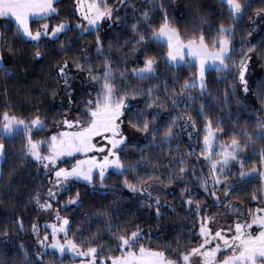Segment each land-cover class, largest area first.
Wrapping results in <instances>:
<instances>
[{"label": "snow or ice", "instance_id": "obj_1", "mask_svg": "<svg viewBox=\"0 0 264 264\" xmlns=\"http://www.w3.org/2000/svg\"><path fill=\"white\" fill-rule=\"evenodd\" d=\"M59 2L0 0V71L8 76L15 75L4 65L5 47L15 55L17 48L14 41L31 44L33 59L47 60L50 65H54L57 83L47 86L51 95L56 97L58 92L63 93L62 99L66 101L58 121L61 130L39 138L34 137L49 127L47 118L39 109L31 118L17 115L12 109L0 112V159L6 154L3 140L22 135L25 140L23 155L42 166L52 184L47 189L46 200H41L39 191L32 197L40 209L53 210V201L59 203V195L68 191L74 180L86 181L95 189L98 176L100 188L116 187L105 184L108 170L114 169L117 175L123 177L122 186L131 193L141 195L147 208L153 210L155 218L160 220L166 215L161 211L163 207H168L173 213L176 210L166 200L162 201L159 192L154 194L156 186L163 184L165 179L168 184L176 180L187 184L189 173L195 175L196 172L189 162L195 149L180 153L183 140L175 145L173 141L185 134L191 139L193 132L199 135L201 126L190 110L199 102V108L194 111L203 120L204 135L202 150L196 159L208 162V175L196 179L198 186L213 198V202L205 209V201L196 198L198 193L192 192L187 186L181 189L182 202L189 214L197 218L199 228V241L190 248H184L178 239L175 247L167 241L154 247L150 231L146 233L144 228L131 220L124 224L114 223L115 210L107 208L98 209L96 215L105 218L102 223L115 247L112 243H97L101 239L99 232L92 233L87 239H79L81 230L77 228L73 231L72 220L66 215L61 216L60 209L56 208V222L46 225V228H51L50 233L45 231L41 236L39 225H31L41 249L34 253L36 264H45L44 256L49 254L48 249L56 250L51 254L53 257L57 251L61 256L70 251L74 258H79L78 264H264V117L255 118L254 131L234 123V130L228 135L223 120L214 119L206 111L212 102H216L217 106L221 103L228 105L230 100L235 99L239 104L241 98L246 100L252 90L253 54L264 60V50H258L257 45L250 41L247 44L241 41L239 50L234 46L236 23L252 8L251 0H220L221 4L227 6L232 22L225 24L221 21L211 39L202 24L182 31L178 23L169 18L163 0H149V7L143 11L132 5L133 15L139 11L138 18L129 22L132 33L130 39L123 45L116 41L120 55L115 61L113 43L107 42L106 45L100 33L105 21L126 22L127 12L122 16L119 10L128 0H74L75 10L79 14L75 23L59 19ZM157 8L162 22L152 23ZM254 12L258 19L264 20V7H256ZM52 19L58 22H45L33 28L34 21ZM200 20L204 21L202 15ZM113 26L118 25L109 24V27ZM69 33H73V36L69 37ZM88 34L95 35L94 45L86 42L78 48V53L69 56L77 41ZM45 40L59 44L62 59H48L50 50L42 45ZM151 42L167 49L162 56L169 67H186L196 71L190 72L178 88L170 89L167 80L152 86L133 85V80L152 81L160 75V57L150 47ZM129 43L133 57L139 58L132 60L134 66L131 68L128 67V55L124 51ZM91 48L95 49V59L101 61L99 68L89 55ZM261 49H264V45ZM210 67L221 74L216 79L224 85L222 93L217 91L213 94L209 90L207 73ZM82 72L87 73L92 88L87 97L82 98V108H79L74 107L77 102L73 98L75 89L72 84ZM161 88L165 99L159 95ZM194 89H198L197 95H193ZM256 93L260 104L264 106V80L256 82ZM138 97L143 98L142 101L134 103ZM140 102L144 103L143 108L139 106ZM167 103H170L172 110L179 111H175V114L170 111V118L165 122L160 117ZM226 114L231 116V111ZM126 129L142 133V140L147 143L139 147L142 141L132 142ZM225 135H228L227 140L221 139ZM258 143L261 145L259 148L256 147ZM130 147L140 154L134 162L127 155ZM157 148L161 150V156L167 148L166 162L159 158L152 159L150 153ZM145 149L149 154H146ZM248 150L258 158V164L252 167L246 163ZM77 154L83 158L76 159L71 167L59 166L63 162L62 158L75 157ZM237 163L239 167L233 172L232 166ZM159 168H170L171 173L158 172ZM233 176L236 178L235 183L230 182ZM253 180L260 184L259 188L251 191V199L256 202V207L241 209L229 197L233 191ZM220 191H223V199ZM81 203L80 191L77 190L74 196L70 195L64 202V207ZM213 207H223L225 213L211 212ZM226 214H233L234 221L219 225L217 216L222 220ZM15 223L19 229H24L22 218ZM191 231L196 234L194 228ZM4 234L7 235V229ZM19 249L25 264H33L28 249L23 244Z\"/></svg>", "mask_w": 264, "mask_h": 264}, {"label": "trees", "instance_id": "obj_2", "mask_svg": "<svg viewBox=\"0 0 264 264\" xmlns=\"http://www.w3.org/2000/svg\"><path fill=\"white\" fill-rule=\"evenodd\" d=\"M165 7L167 8L169 18L177 22L181 30L186 28L191 30L201 24L206 29V34L209 39L215 36L216 29L221 21L225 24L231 23V18L227 13V6L221 4L220 0H163ZM252 8L248 9L244 17L236 23V32L234 36V46L239 50L241 47V41L251 42V44L257 45L258 50L264 45V20L258 19L255 15L254 9L256 7H264V0H251ZM143 11L149 7V0H128L125 6H122L119 10L120 15L126 16V22L120 24V22L108 21L104 24L101 30V36L105 38L107 42L113 43V50L115 52L114 61L116 57L120 55L119 45H123L126 40L130 39L131 28L129 22L138 18L139 11L133 15V7ZM59 8V19H68L72 23H75L78 16L75 14L74 0H60L57 4ZM204 17V21L200 20V16ZM155 19L152 23L162 22L160 10L153 13ZM255 21L258 22V28L254 30ZM50 22L55 24L57 19L51 21H34L33 28L39 24ZM253 22V29L251 24ZM109 24L118 26L109 27ZM141 26H144V22H141ZM210 29V30H209ZM14 32L15 29L13 28ZM251 31V35L249 32ZM11 35V33H9ZM69 37L73 36V33L68 34ZM63 39V36H61ZM119 41V45L116 44ZM95 43V35L88 34L85 38L77 41V44L68 53L72 56L78 53V48L85 43ZM17 48L15 55L7 51V47L4 49V65L15 72V75L8 76L4 72L0 71V112L7 109H12L15 114L31 118L33 114L37 112V109L41 111V114L47 118L49 127L43 132L39 133L34 138L40 136L50 135L55 127L58 126L60 114L63 110L66 101L62 99L63 93L57 94L56 97L51 95L48 90V85L56 84L57 81L54 78V65H50L47 60H35L31 57V44L25 45L23 41L16 40L13 42ZM43 47L50 50L48 59L59 60L62 59L59 55V44L49 43L47 40L42 41ZM150 47L156 50V54L160 57V75L158 79L152 81H138L133 80V85H148L162 84L163 81H169V88H178L185 79L189 77V73L196 71V69H190L186 67H169L168 63L163 59L162 53L167 49L161 45L151 42ZM131 43L124 49L128 55V67H133L132 60L139 59L133 57L130 51ZM89 55L92 57V62L96 64L97 68L101 66V61L95 59V49L91 48ZM236 55H239L237 51ZM253 61L255 72L251 79L252 90L248 94V98L245 100L241 98V103L237 104L235 99L230 100L228 105L222 103L217 106L216 102H212L210 107L206 111L213 116L214 119L223 120L225 131L228 135L234 130L233 124H238L240 127H248L249 131L255 130V124L253 121L256 117H264V106L260 104V101L256 93V82L264 80V60L260 59L258 55L253 54ZM122 62V61H121ZM73 70L74 66H73ZM80 76L86 75V72L79 73ZM209 90L215 94L217 91L223 92V83L217 81L216 77L221 75L220 73L209 70L208 73ZM92 85V84H91ZM198 94V89L193 90V95ZM159 95L162 99H165V93L161 88ZM73 98L76 100L74 107L82 108L81 94H75ZM143 98L138 97L137 101H142ZM248 105L247 108L244 105ZM139 106L143 108L145 105L143 102L139 103ZM183 108V105H181ZM199 108V102L192 106V114L196 116L197 123L201 126L199 135L193 132L192 140L187 139L186 134L173 141V145L180 143V153H184L194 148V155L190 158L189 162L191 166L196 169L195 175L189 173L186 178L187 184L182 180H176L172 184H168L165 179L161 187L166 189L165 200L168 205L175 208V212H171L168 207H163V211L166 215L157 220L153 214V210L147 208L143 202V198L131 195V192L122 186L123 177L115 173V171H109L108 178L105 180V184L116 187L100 188L99 177H96V188L84 182L73 181L68 191L62 192L58 199L59 203L54 205L60 209L61 216H68L72 220V230L76 231L79 228L82 232L79 239H87L92 233L99 232L101 237L97 243H112L109 234L105 231L102 221L104 217L96 215L98 209L107 208L109 210H115L113 213V222L116 224H124L126 221H133L144 228L145 232H151L152 245L159 246L164 242H169L175 247V241L178 239L184 248H190L196 246L199 241L198 236V224L197 218L190 215L186 210L187 206L182 202L181 189L185 186L189 187L192 192L198 193L197 199L205 201L204 208L208 209L212 204L213 198L204 193L203 189L198 186L197 177L208 175V162L204 160H197L196 157L202 150L203 142V120L194 109ZM179 110H172L170 103L165 104V108L161 110V120L165 122L170 117L169 112ZM231 111V116L227 115ZM74 114V113H73ZM228 135L221 137V139L227 140ZM6 145V154L0 163V261L3 264H25L23 255L20 252L19 246L23 244L28 249V253L36 264L37 258L34 253L40 251V247L37 245L34 236L32 234L31 225L37 222L40 215V210L36 203L32 200L35 192L41 193V200H45V193L48 186V177L44 175L40 169V166L32 159H28L23 155V146L25 143L22 135H17L15 138H5L3 140ZM147 141L142 140L138 145L143 147V144ZM257 148L261 147L258 143ZM146 154L148 150L145 149ZM128 158L133 162L139 159V153L135 148L128 149ZM153 160L162 159L167 161L168 153L165 148L163 156H161L160 149H153L150 153ZM247 166L252 167L254 164H258V158L251 154V150H248ZM74 158L62 162L60 167H69ZM239 167L238 163L232 166V171L235 172ZM201 169H203L201 171ZM158 172L169 174L170 168H159ZM163 179V177H162ZM236 178L230 177V182L235 183ZM260 184L257 180H253L252 183L245 185L242 188H238L232 192L229 199L239 205L243 209L248 207H256V202L251 199V191L255 188H259ZM80 191V199L83 203L79 205H70L67 208L63 207L64 202L68 197L74 196L76 191ZM220 195L223 199V191H220ZM226 203V202H225ZM223 207H213L211 212L221 213ZM119 217V219H117ZM23 219L24 229L21 230L16 226L15 221ZM195 229V233L191 229ZM5 229H7V235H5ZM71 235V234H70ZM148 243V241H144ZM48 255L44 256L45 264H70L71 260L66 256H60L56 254L53 257L51 251H48Z\"/></svg>", "mask_w": 264, "mask_h": 264}, {"label": "rangeland", "instance_id": "obj_3", "mask_svg": "<svg viewBox=\"0 0 264 264\" xmlns=\"http://www.w3.org/2000/svg\"><path fill=\"white\" fill-rule=\"evenodd\" d=\"M75 14L79 18V14H78V12H76V10H75ZM107 22L108 21H105L104 24H106ZM251 27L253 29V22L251 24ZM257 28H258V22L255 21L254 30L257 29ZM209 70H213V69H211V67H210ZM254 72H255V67H254V61H253L252 62V65H251V79L253 77ZM251 79H250V82H251ZM72 87H73V89H75V92H74L73 96L75 94H78V95L81 94V96H83L84 98H86L88 91H90L91 88H92V85L87 80V76L86 75H82V76L78 75L77 78L73 81ZM58 130H61V129H59L58 126H57V127H55L53 129L52 133L53 132H56ZM189 130H191V129H189ZM126 132L130 136V140L132 142H136L137 140H141L142 141V137H143V134L142 133H135L134 130H130V129H126ZM186 137H187V135H186ZM187 139H189V138L187 137ZM189 140H192V138L189 139ZM202 144H203V142H202ZM218 150L219 149H217V151ZM72 158H74V160L71 163V165L75 163V160L76 159H82L83 156L80 155V154H77L75 157H64V158H62V160L64 162V161H68V160H70ZM1 161H2V159H0V163H1ZM71 165H69V167H71ZM40 169H41L42 173L45 175V170L42 168V166H40ZM112 170L115 171L114 169H109L108 172L109 171H112ZM47 177H48V186H47V189H48L49 187H52V184L49 183V176H47ZM79 182L87 183L86 181H83V180H79ZM72 183H73V181L71 182V184ZM47 189H46V193H45V200L47 199ZM129 192H130V190H129ZM156 192H159L162 201L165 200L166 189H164L160 185H157L156 186V189L154 190V194ZM131 195L136 196V197L143 198L141 195H138V194H135V193H131ZM54 203H55V201H53V210H44V209H40L39 208L40 215H39V217L37 219V222L35 224H38L39 225L40 232H41V236H43V234H44L45 231H47L49 233L51 232V228H46V225H50V224L56 222V215H55L54 209H56L57 207L54 205ZM241 209H243V208H241ZM221 213H225V209H223ZM234 219H235V216L233 214H226L225 215V218L222 219V220L220 219L219 216H217V220L219 221V225L231 224L234 221ZM219 225H217V226H219ZM32 234H33L34 239H35V235H34L33 232H32ZM35 241H36V239H35ZM48 251L53 252V251H56V250L48 249ZM56 254H58V255L61 256V254H59L58 251L56 252ZM64 255H66L71 260V263L70 264H78V259L79 258H74L73 254L70 251L65 252L62 256H64Z\"/></svg>", "mask_w": 264, "mask_h": 264}]
</instances>
